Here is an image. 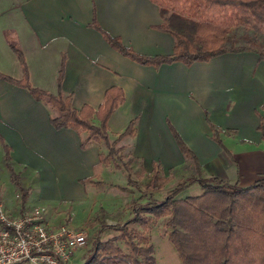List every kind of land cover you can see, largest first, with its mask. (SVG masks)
Instances as JSON below:
<instances>
[{
	"label": "crops",
	"instance_id": "obj_1",
	"mask_svg": "<svg viewBox=\"0 0 264 264\" xmlns=\"http://www.w3.org/2000/svg\"><path fill=\"white\" fill-rule=\"evenodd\" d=\"M92 12L102 29L135 52L147 56L171 52V36L152 27L160 17L148 0H0V73L20 78L11 43L22 54L29 84L54 94L63 59L60 89L71 94L73 108L94 109L107 87L122 90V103L106 121L107 133L113 138L135 120L133 134L123 136L118 145L143 171L154 170L166 177L170 171L189 169L171 127L197 157L200 173L206 166L208 177L228 180L225 167L235 166L212 157L219 148L208 136L205 115L220 133L229 129L240 142L258 144L256 113H264V60L251 52H227L190 65L177 61L157 67L141 65L109 47L87 25ZM49 112L24 88L0 79V137L11 158L44 171V179L86 178L90 186L113 187L124 199H132L127 178L124 185L94 179L93 170L99 164L104 170H121L98 161V154L105 152L103 144L89 141L81 149L85 133L54 129L48 122ZM145 194L141 200L156 198L153 190ZM149 239L155 264L179 263L165 235L152 228Z\"/></svg>",
	"mask_w": 264,
	"mask_h": 264
},
{
	"label": "trees",
	"instance_id": "obj_2",
	"mask_svg": "<svg viewBox=\"0 0 264 264\" xmlns=\"http://www.w3.org/2000/svg\"><path fill=\"white\" fill-rule=\"evenodd\" d=\"M148 1L157 7L160 17V22L152 27L172 38L169 54L147 56L135 52L118 36L102 29L93 12L87 25L97 31L109 47L141 65L157 67L174 61L190 65L227 52H251L257 60H264V44L258 40L259 36H264V0ZM235 28L249 31L242 44L231 40L230 34ZM9 47L17 59L21 75L14 79L0 73V79L24 88L35 101L46 104L50 109L48 122L54 129L84 132L85 136L79 143L81 149L89 141L102 143L105 152L98 154V161L121 169L126 173L128 184L134 185L129 162L135 159L130 154L121 155L123 147L117 144L123 136L133 134L135 120L131 119L112 139H109L106 129L109 115L123 101L122 90L115 86L107 87L96 108L82 105L75 109L70 104L71 94H63L60 89L63 59L57 72L55 93L52 94L29 84L21 52L11 43ZM256 115V130L264 144V113ZM205 120L213 133L212 140L220 143L216 137L218 130L209 123L206 115ZM169 129L178 150L188 158L192 174L167 190L160 199L147 196L141 201L142 195L130 199L131 215L118 227L123 229L125 224L138 226V230L121 229L119 238L127 253L115 243L114 237L104 241L94 238L91 254L83 264H155L149 231L153 228L152 220L159 218L163 219L161 234L176 251L178 264H264V172L245 187L238 186L237 181L231 183L215 176L201 177L196 156L178 134L171 127ZM1 145L4 159L8 160L9 147ZM223 151L229 157V152ZM9 171L15 186L21 188L17 176L10 168ZM82 179L86 181V178ZM193 181L199 185L200 192L178 197L177 193L185 183ZM120 189L127 190L124 187ZM134 238H139L140 244L134 242Z\"/></svg>",
	"mask_w": 264,
	"mask_h": 264
},
{
	"label": "rangeland",
	"instance_id": "obj_3",
	"mask_svg": "<svg viewBox=\"0 0 264 264\" xmlns=\"http://www.w3.org/2000/svg\"><path fill=\"white\" fill-rule=\"evenodd\" d=\"M248 34V30L235 28L232 29L230 35L235 44H242L243 37ZM258 40L264 44L263 35L259 36ZM209 132L208 136L212 140L213 133ZM108 137L112 139L110 134ZM216 137L220 143L212 141L219 150L212 157L214 156V159L218 161H231L230 164L232 163L231 165L235 166L236 169L235 171L234 168L225 167V173L228 176L226 181L231 183L237 181L238 186L245 187L262 175L264 172V144L262 141H259L258 144H245L239 141L240 138L237 133H232L229 129L225 133H220L218 130ZM2 143L5 144L3 140L0 142V205L6 215L9 217L17 216L28 212L32 207H37L43 210L42 216L51 227L65 225L83 233L85 243L71 251L67 264H83L91 254V242L94 238L104 241L114 237L116 238L115 243L124 253H127V248L122 239L119 238L122 227L121 229L118 227L131 214L129 197L124 199L125 196L113 187L96 186V184L90 186L83 179L68 180L61 179V177H56L54 180L44 179L42 178L44 171L40 173L39 170L21 165L18 161L13 160L10 155L8 160L4 159ZM224 149L229 152V157L223 151ZM123 153L121 152V155L125 157L126 154ZM123 159L125 160V158ZM185 159L189 169L186 171L177 170L176 173L170 171L166 177L154 172V170L145 172L133 162L134 160H130L129 165L133 162L131 164L132 170L130 168L131 178L135 182L134 185H128L132 192L130 197L146 196V191L153 190V195L160 199L166 190L172 188L176 183L184 181L192 173L190 162L187 157ZM203 164L204 161L201 162V165ZM108 167L114 169L111 165ZM9 168L17 176V182L21 188L15 186ZM202 169L201 177L210 178L207 176L206 166ZM93 175L94 179H102L112 184L124 185L126 182L125 172L104 170L100 164L94 168ZM199 192L200 187L197 182H186L184 187L178 191L177 196H190ZM152 221H154L153 228L161 233L163 231V219L159 218ZM129 228L138 230V226L129 224H125L123 229L129 230ZM133 241L140 244L139 238H134Z\"/></svg>",
	"mask_w": 264,
	"mask_h": 264
},
{
	"label": "built area",
	"instance_id": "obj_4",
	"mask_svg": "<svg viewBox=\"0 0 264 264\" xmlns=\"http://www.w3.org/2000/svg\"><path fill=\"white\" fill-rule=\"evenodd\" d=\"M41 208L9 217L0 205V264H67L84 234L65 225L51 227Z\"/></svg>",
	"mask_w": 264,
	"mask_h": 264
}]
</instances>
